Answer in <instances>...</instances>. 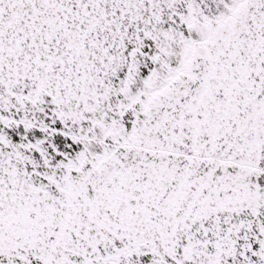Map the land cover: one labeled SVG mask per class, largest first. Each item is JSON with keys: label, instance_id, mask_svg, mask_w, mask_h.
<instances>
[{"label": "snow or ice", "instance_id": "1", "mask_svg": "<svg viewBox=\"0 0 264 264\" xmlns=\"http://www.w3.org/2000/svg\"><path fill=\"white\" fill-rule=\"evenodd\" d=\"M0 264H264V0H0Z\"/></svg>", "mask_w": 264, "mask_h": 264}]
</instances>
